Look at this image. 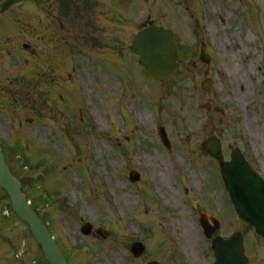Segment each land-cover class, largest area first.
<instances>
[{"label":"rangeland","instance_id":"374dc122","mask_svg":"<svg viewBox=\"0 0 264 264\" xmlns=\"http://www.w3.org/2000/svg\"><path fill=\"white\" fill-rule=\"evenodd\" d=\"M2 1L0 146L16 149L6 158L71 263L213 264L203 210L220 219L216 235L242 232L251 264H264V239L196 149L220 126L225 159L238 146L264 176V0ZM149 20L173 29L184 53L165 83L152 82L131 50ZM206 71L212 91L201 87ZM160 126L172 151L161 147ZM9 204L0 188V264H48ZM136 241L147 245L140 257Z\"/></svg>","mask_w":264,"mask_h":264},{"label":"water","instance_id":"95a60500","mask_svg":"<svg viewBox=\"0 0 264 264\" xmlns=\"http://www.w3.org/2000/svg\"><path fill=\"white\" fill-rule=\"evenodd\" d=\"M132 48L141 55V63L148 74L158 80L171 76L178 67L176 61L181 58L172 31L162 27L150 26L140 31ZM201 57L204 61H210L204 50ZM160 135L165 143L169 142L163 128L160 129ZM204 149L220 160L227 188L239 216L254 225L257 232L264 236V181L262 178L237 152L233 154L232 162H224L220 143L216 137L205 142ZM0 186L5 188L9 194L16 213L29 224L31 233L41 244L45 258L50 264H68L46 224L28 204L23 185L20 179L11 172L1 150ZM202 223L207 235L210 236L214 229L208 227L204 221ZM83 231L89 232V227L84 228ZM137 246L140 252L142 247ZM213 248L217 259L216 264H249L244 254L241 233L233 234L228 240L216 238Z\"/></svg>","mask_w":264,"mask_h":264},{"label":"bare ground","instance_id":"6f19581e","mask_svg":"<svg viewBox=\"0 0 264 264\" xmlns=\"http://www.w3.org/2000/svg\"><path fill=\"white\" fill-rule=\"evenodd\" d=\"M111 84V83H110ZM111 88L113 89V90H116L117 88H118V85L117 84H111ZM164 164V163H163ZM167 174H170V171H169V169H168V167H167V165H165V169L164 170H161L160 171V176H161V178L162 179H164V177H165V175H167ZM115 198H117V199H121V200H125V202H126V204L127 205H129V204H131V202H130V200L128 199V198H126L125 199V197H124V195L122 194V192H118V193H115ZM129 200V201H128ZM185 226V225H184ZM186 229L187 230H190V226L186 223ZM185 238V242L183 243V246H184V248H185V250H189V249H191V246H192V243H193V237L192 236H190V235H188V237H184Z\"/></svg>","mask_w":264,"mask_h":264},{"label":"flooded vegetation","instance_id":"af4514ba","mask_svg":"<svg viewBox=\"0 0 264 264\" xmlns=\"http://www.w3.org/2000/svg\"><path fill=\"white\" fill-rule=\"evenodd\" d=\"M211 161H212V159H211Z\"/></svg>","mask_w":264,"mask_h":264}]
</instances>
